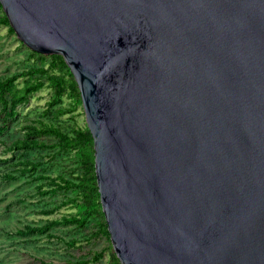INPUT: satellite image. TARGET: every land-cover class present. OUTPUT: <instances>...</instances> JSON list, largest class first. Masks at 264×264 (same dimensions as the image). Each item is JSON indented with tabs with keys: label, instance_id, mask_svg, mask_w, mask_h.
<instances>
[{
	"label": "water",
	"instance_id": "water-1",
	"mask_svg": "<svg viewBox=\"0 0 264 264\" xmlns=\"http://www.w3.org/2000/svg\"><path fill=\"white\" fill-rule=\"evenodd\" d=\"M78 83L121 264H264V0H0Z\"/></svg>",
	"mask_w": 264,
	"mask_h": 264
},
{
	"label": "trees",
	"instance_id": "trees-1",
	"mask_svg": "<svg viewBox=\"0 0 264 264\" xmlns=\"http://www.w3.org/2000/svg\"><path fill=\"white\" fill-rule=\"evenodd\" d=\"M0 26L15 33L1 3ZM22 64V70L0 77V183L24 180L40 203L62 200L58 207L41 205L42 221L27 224L17 235L53 243L61 239L59 228L76 232L77 237L61 239L67 245L63 260L41 264H121L101 204L94 139L78 83L61 55L28 49ZM41 100L46 106L28 119Z\"/></svg>",
	"mask_w": 264,
	"mask_h": 264
},
{
	"label": "rangeland",
	"instance_id": "rangeland-1",
	"mask_svg": "<svg viewBox=\"0 0 264 264\" xmlns=\"http://www.w3.org/2000/svg\"><path fill=\"white\" fill-rule=\"evenodd\" d=\"M29 48L8 27L0 26V77L7 76L23 69V59ZM47 97V94L44 95ZM46 101L37 103V108L29 110V118H37L39 109L46 106ZM24 109L23 112H26ZM28 114V113H27ZM62 196L46 198L40 203L33 185L24 180L10 184L0 183V264H41L42 260H63L66 257V243L76 236L71 228H59L56 233L61 239H33L21 237L17 231L23 230L29 223H40L41 205L52 207L61 205ZM63 211L61 209L59 212Z\"/></svg>",
	"mask_w": 264,
	"mask_h": 264
}]
</instances>
